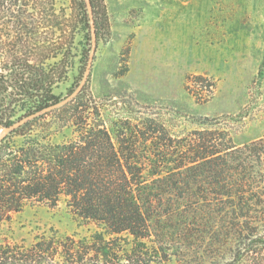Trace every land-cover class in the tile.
<instances>
[{"label": "trees", "instance_id": "16d2710c", "mask_svg": "<svg viewBox=\"0 0 264 264\" xmlns=\"http://www.w3.org/2000/svg\"><path fill=\"white\" fill-rule=\"evenodd\" d=\"M108 21L105 0H0V130H8L0 138V221L28 202L54 206L65 196L103 229L2 243L0 264L129 263L120 235L135 244L149 237L152 203L165 199L159 186L140 196L146 170L190 201L183 212L197 227L189 222L187 237L206 245L211 264H264V137L240 146L226 130L174 138L149 118L144 131L123 124L115 139L91 94V70L83 82L92 28L99 42ZM192 78L214 87L203 74Z\"/></svg>", "mask_w": 264, "mask_h": 264}, {"label": "rangeland", "instance_id": "374dc122", "mask_svg": "<svg viewBox=\"0 0 264 264\" xmlns=\"http://www.w3.org/2000/svg\"><path fill=\"white\" fill-rule=\"evenodd\" d=\"M105 3L108 29L97 42L92 28L83 82L91 70V94L115 139L123 124L144 131L149 118L162 122L174 138L193 130H226L240 146L264 137V0ZM197 74L208 77L214 87L207 81H189ZM7 131L1 129L0 138ZM150 154L154 153L137 152L143 157ZM144 177L140 196L144 198V190L160 188L166 191L164 205L158 200L152 203L151 234L139 239L138 245L130 234L120 235L128 240L120 242L132 257L127 264H211L206 245L187 237L192 218L183 208L190 201L179 198L176 191L170 194V184L152 182L155 177L147 170ZM99 230L103 229L76 214L62 196L54 206L28 202L1 220L0 244L30 246L42 235L84 237ZM120 258L114 256L111 264H119Z\"/></svg>", "mask_w": 264, "mask_h": 264}]
</instances>
